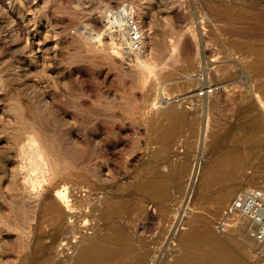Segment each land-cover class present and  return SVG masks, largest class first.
I'll list each match as a JSON object with an SVG mask.
<instances>
[{
  "label": "rangeland",
  "instance_id": "374dc122",
  "mask_svg": "<svg viewBox=\"0 0 264 264\" xmlns=\"http://www.w3.org/2000/svg\"><path fill=\"white\" fill-rule=\"evenodd\" d=\"M124 6L145 31L144 53L128 55L107 22ZM172 106L184 119L167 115ZM30 139L60 170L43 177L42 195L104 184L115 197L128 238L104 264H264L242 221L217 228L238 192L264 189V0H0V264L18 263L40 230L50 234L26 264L66 260L81 241L29 214L19 180ZM230 150L241 165L212 169ZM189 228L199 245L181 241ZM56 231L69 244L51 243ZM212 236L243 246L213 262Z\"/></svg>",
  "mask_w": 264,
  "mask_h": 264
},
{
  "label": "bare ground",
  "instance_id": "6f19581e",
  "mask_svg": "<svg viewBox=\"0 0 264 264\" xmlns=\"http://www.w3.org/2000/svg\"><path fill=\"white\" fill-rule=\"evenodd\" d=\"M113 15L114 14L112 12H108L107 17L111 20H109L107 18V22H109V24H111V25L114 24L115 26L120 25L119 19L116 15H115L116 19L115 20L112 19ZM90 34H91V32H90ZM121 37H122V41L124 42V40H125L124 34H122ZM158 103H161V105L164 103L167 106V104H169V101L167 99H164V100L160 99V101H158ZM165 112H166V110H165ZM166 113L172 120H179V121L181 119H184V116L186 115L185 111L177 110V108L174 109L173 106H172V108L171 107L168 108ZM23 153H24V156H25V159L27 162V163L26 162L25 163L28 164V166L26 165V167L24 166L25 168L23 167L22 176L20 175L21 178L19 180L20 181V187L23 189V191H25L26 198L29 200V203H28L29 206L27 208L30 211L29 214H31L33 217L32 219L37 220V222H36L37 228L41 229V228H44V226H47V227H49V226L53 227L54 226L55 229H57V230L69 228L72 230L71 234H73V235L79 234L80 235L79 237L81 238L80 239L81 241L79 243H77L76 245H70L69 246V247L73 248V254L71 257L66 258V260L61 259V260L56 261V262H54L52 260L46 261L44 264H65L66 262H67V264H104L106 262L111 261L114 254H116L115 253L116 251L113 247V244L120 242V241L121 242L125 241L128 238V235H127L126 230L124 229L125 227L123 228L122 226L117 224L116 218L119 215V213H118L119 205H115V197H112L111 195H109L110 193L107 190V186L104 184H100V185L92 184V188L90 189L91 195L87 194V196H86V194H85L84 197H80V196H75L74 194H72L73 192L72 193L68 192L67 191L68 187H66L65 184H62L61 187H59V188L56 187V189L54 188L55 190L52 194H43L42 195L39 192L42 189L41 190H39V189L41 186V181H43V177L46 178V176H49L50 181H51V178L59 176L60 170L56 166H52L46 158H44L43 156L40 155V151L38 150V148L34 144L33 139H30L28 141V143L23 147ZM229 164H232V166L241 165V160H239L236 153H234V151H231V150L226 151L225 153H223V155L216 157L213 161H211V163L209 165L212 167V169H223L224 167L227 168L226 166H228ZM229 167H230V165H229ZM32 171H35V173L32 174ZM68 174L72 176L73 174H76V173H74L73 171H70ZM50 176H53V177H50ZM155 179L156 178H154V179L151 178L149 180H145L143 183L140 184V186L143 189L150 190L151 187L154 185ZM141 187H139V188H141ZM254 188H256V187H249V188L244 189V190L247 191V190H251ZM95 192H99V194H102V195L98 200L92 201V197H93L92 194ZM166 192H167V190L165 187V188L160 189L157 192V194L160 196V194L164 195V194H166ZM226 196L223 195L221 200H225ZM232 199L226 205H228L232 201ZM25 207H26V205H25ZM19 208H21V206ZM27 208L22 207V210L27 209ZM21 212L23 213V211H21ZM25 212L28 213V211H25ZM236 219L237 220H243L241 217H238ZM93 220H96V223H92ZM100 220H102L103 222L100 223ZM20 225H22V224H20ZM131 227H133V226H131ZM46 229H48V228H46ZM46 229H44V230H46ZM53 229L54 228H52V230ZM84 229L85 230H93L92 236L83 235ZM232 229L233 228H231V230ZM49 232L50 231H47V230L46 231H42V230L37 231L34 235V241H33L31 251L29 253L21 255L20 258L18 259L19 260L18 263L16 261H14V262H16V264H26L28 257L32 253H34V251L39 249L40 246H43L42 243H43L44 238L46 236V235L44 236V234H50ZM65 232H66V230H65ZM51 233H52V231H51ZM62 233H63L62 231H61V233H58V231L54 232L52 234V237H51V241H52L51 243H53V244H55L56 242L58 243V241L62 239L60 237ZM182 235H184L183 236L184 241L183 240H181V241L185 242V244L188 243L190 246H192V244L200 243V238L197 235H195L194 230L192 231V230H190V228H189V231L185 232V234L183 233ZM246 235L248 237L247 240L248 241L250 240L254 243V241L249 237V235L248 234H246ZM76 237L77 236H73V238H76ZM63 239L59 242V243L62 242L61 245L69 244L67 241H65L66 242L65 243L63 241ZM238 241H240V240L238 239ZM207 244H208V247H207L208 251H205L206 252L205 253L206 258L209 259L210 261L218 262V263L220 260H223V258L226 257V255L229 256V254L230 255L233 254V251L236 250L235 249L236 246H237V248H242V246H243L242 244L237 242V239H235L233 237L230 238L229 240H226V239H222L218 236L210 237ZM233 244L236 246H234ZM203 258H204V256H203ZM141 259H143V258H141ZM225 259L226 258H224V260ZM230 259H232V258H230ZM209 260H208V262H209ZM236 261H238V260H236ZM14 262H13V264H14ZM144 263L141 260L136 262V264H144ZM122 264H124V263H122Z\"/></svg>",
  "mask_w": 264,
  "mask_h": 264
},
{
  "label": "built area",
  "instance_id": "2783aa9c",
  "mask_svg": "<svg viewBox=\"0 0 264 264\" xmlns=\"http://www.w3.org/2000/svg\"><path fill=\"white\" fill-rule=\"evenodd\" d=\"M119 19L120 25H114L119 35L124 34V46L128 55L144 53L145 31L139 25L131 10L126 6L113 13ZM241 217L245 225V232L264 251V189L256 187L251 190L238 192L232 201L221 212L217 228L227 230L236 218ZM245 220V221H244Z\"/></svg>",
  "mask_w": 264,
  "mask_h": 264
}]
</instances>
